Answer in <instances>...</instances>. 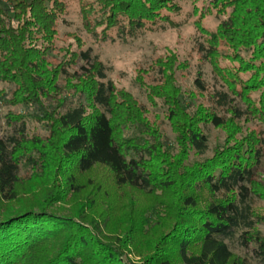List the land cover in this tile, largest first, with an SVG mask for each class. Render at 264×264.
<instances>
[{"label": "trees", "instance_id": "16d2710c", "mask_svg": "<svg viewBox=\"0 0 264 264\" xmlns=\"http://www.w3.org/2000/svg\"><path fill=\"white\" fill-rule=\"evenodd\" d=\"M203 2L209 11L227 14L213 31L202 24L204 12L196 25L205 38L199 51L228 90L215 91L211 106L190 92L188 107L194 109L184 107L176 73L189 65L178 63L175 53L154 62L156 83L146 81L144 69L136 77L149 101L166 107L175 149L133 94L106 80L104 63L90 49L83 43L79 49L57 45L58 22L69 8L65 0H0V83L13 86L4 100L31 106L30 117L49 130L29 137L26 114L6 115L15 132L0 136V264H134L126 250L143 241L152 252L146 264H249L226 243L239 230L242 245L264 264V235L258 229L264 212L253 206L254 197L264 199V184L255 173L264 158V136L243 129V121L252 118L264 124V0ZM80 4L86 32L99 41L114 39V30L128 41L160 23L180 25L173 18L182 10L176 0ZM195 86L200 94L208 90L201 73ZM207 124L226 132L225 143L191 162L192 152L202 155L208 148ZM23 163L32 172L29 205L19 200ZM99 169L104 174L91 177ZM90 187L93 197L77 206L98 202L103 208L98 221L88 211L81 217L49 210ZM124 189L142 194L159 214L147 231L140 210L135 217L137 200L108 202L110 194ZM17 201L21 206L11 208ZM120 208L123 214L116 216L130 229L124 238L105 241L101 224L108 229ZM88 216V226L77 220Z\"/></svg>", "mask_w": 264, "mask_h": 264}, {"label": "rangeland", "instance_id": "374dc122", "mask_svg": "<svg viewBox=\"0 0 264 264\" xmlns=\"http://www.w3.org/2000/svg\"><path fill=\"white\" fill-rule=\"evenodd\" d=\"M65 1L68 3L69 8L67 14L58 22L57 45L65 47L71 46L73 49H79L83 43V49H90L92 55L97 56L104 63L106 80H112L119 88H124L131 92L146 108L149 119L162 129L169 140V145L175 149H177L175 140L176 135L167 119L166 107L162 102H158V105H153L149 101L146 90L136 81L139 71L141 69L146 70L147 72L144 73L146 81L148 83H156L160 79L159 70L154 66V62L157 58L175 53L178 57V63H188L189 66L187 68L177 70L176 78L183 90V95L181 97L184 103L183 105L190 111H193L194 108L188 107V93L194 92L201 102L206 106H211L214 105L212 94L215 91L228 90L223 80L215 72L211 62L203 58V55L199 51V45L205 41V38L196 25V21L200 18L201 12H204V17L201 19L202 24L206 29L213 31L217 28L218 24L227 17V14H218L215 10L209 11L205 7L208 4L203 2V0L197 2L195 0H176L182 6V10L178 14L173 15V18L180 23L179 26L171 27L166 23H160L153 29L141 31L136 37L130 38L128 41H122L118 38L115 30L112 32L113 37H115L114 39H108L107 41L97 40L86 32L84 28L80 13V0ZM76 36L79 37L81 44L78 43L79 40ZM242 53L246 56V52ZM225 63L230 64V62ZM199 73L202 74V78L208 85V90L205 94H200L195 86V79ZM243 78L247 79L248 75H244ZM12 88L13 86L8 83H0V136H8L15 132L14 126L8 125L6 120V115L10 112L26 114V130L29 137L48 135L49 130L47 126L30 117V113L33 110L31 106L6 104L4 100L5 95L10 97ZM259 95V92L253 94L254 98H259ZM235 103L245 108L244 103L239 98H235ZM203 129L208 139V148L202 155H197L195 152H192L190 156L191 162L211 156L217 146L225 143L226 132L223 129L217 128L213 124L203 125ZM243 129L244 134L247 130H256L263 133L264 136V124L258 119L252 118L250 121H243ZM100 172L104 174L105 171L99 169L96 172H92L90 175L94 177L96 173ZM255 173L256 178L264 184V158L261 164L256 168ZM31 178V168L25 163L21 164V182L18 187V189H20L18 193L19 200H22V204L25 202L29 205L34 202L29 196L31 193L30 190H32L29 188L32 181ZM42 189H46L45 184H43ZM125 190L126 189L115 192V196L110 194V197H107L109 198L108 202H112L114 198L123 200L126 204L129 199L137 200L136 208H134L137 210L135 217L140 210L142 216L148 221V224L146 223L145 225V230L147 231L150 226L152 227L155 225L159 214H154V212L150 210L152 207L148 200L147 203L142 194L136 191L130 192ZM93 194L94 189L90 187L82 194L79 193L72 198L69 196L70 198L64 202H57V204L53 205L49 210L57 214L70 216L76 215L77 213H79V215L76 216H81L84 215L81 211H88L86 213H90L89 216L94 215V217H96L94 219L98 221L103 211L102 206L98 202H94L93 205H89V203L86 202L85 209H81V206H77L81 203L80 201L89 200L90 195L93 197ZM38 196L42 198V195ZM140 200H142V207L138 204V202H141ZM20 206L21 203L18 201L17 203L10 204V207L14 209H18ZM92 206L93 208H91ZM253 206L256 210L264 212V199L254 197ZM127 211L128 208L126 207V212ZM119 213L123 214L121 208L118 212L113 213L108 223V229H105V225L101 224L106 236L105 241H114L117 238H124L125 231L130 229L126 221L120 220ZM117 214L119 215L116 216ZM89 216L87 219L84 217L83 219L78 218L77 220H79L81 224L88 226L91 224L92 219H90L91 216ZM130 217L132 216H128L129 219ZM258 229H260L264 235V224H258ZM242 231L243 230H239L234 237L227 239L226 243L235 254L245 257L249 264H260L254 257L251 249L242 245L240 240ZM145 240H147V238ZM142 243L143 244L133 245L126 250V259L128 261L134 264H143L146 262V259H148L152 252L148 250L145 241Z\"/></svg>", "mask_w": 264, "mask_h": 264}]
</instances>
